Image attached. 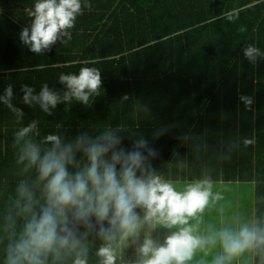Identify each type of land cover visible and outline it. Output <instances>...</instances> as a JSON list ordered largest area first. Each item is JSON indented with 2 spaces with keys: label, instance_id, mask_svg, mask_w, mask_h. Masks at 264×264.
<instances>
[{
  "label": "trees",
  "instance_id": "16d2710c",
  "mask_svg": "<svg viewBox=\"0 0 264 264\" xmlns=\"http://www.w3.org/2000/svg\"><path fill=\"white\" fill-rule=\"evenodd\" d=\"M89 3L70 30L71 41L58 40L38 55L20 40L32 22L34 0H0V95L13 86L21 123L38 120V140L59 134L70 142L112 128L122 130V145L130 150L142 137L159 153L153 168L175 186L205 177L212 187L252 184L256 221L264 227V0ZM250 44L262 54L255 63L244 55ZM84 66L99 68L102 77L99 95L87 105L60 103L48 115L23 103V85L38 93L47 83L62 94L59 74H78ZM18 127L15 114L0 103V264L12 222L17 234L24 223L16 215L17 185L35 179L34 170L23 173L16 163ZM86 243L88 264H98L102 241L93 234ZM255 259L264 264V246L256 248Z\"/></svg>",
  "mask_w": 264,
  "mask_h": 264
},
{
  "label": "clouds",
  "instance_id": "9594fccd",
  "mask_svg": "<svg viewBox=\"0 0 264 264\" xmlns=\"http://www.w3.org/2000/svg\"><path fill=\"white\" fill-rule=\"evenodd\" d=\"M90 7L89 0H34L28 10L32 22L22 28L20 40L38 55L51 50L58 40L67 45L77 17ZM244 55L255 63L262 54L250 44ZM58 78L65 86L62 94L47 83L38 93L23 85V103L38 105L52 115L60 103L75 100L87 105L102 86L100 69L92 66L81 67L78 74L62 72ZM240 99L246 105L252 103L250 97ZM0 103L20 124L14 133L16 163L23 173L35 171L34 181L21 180L17 185L16 215L23 217L24 223L17 234L12 222L4 264H49V258L52 264H63L69 257L71 264H88L86 241L93 234L102 241L95 252L98 264H186L198 249L217 242L223 254L213 264H225L247 249L264 246V227L257 221L238 229L225 227L208 235L196 234L189 219L203 212L210 198L219 200L221 195L213 196L210 177L177 190L153 168L151 161L159 153L144 138L133 140L130 150L122 145L126 138L122 130L112 128L96 136L85 132L70 142L59 134L38 140L39 121L21 123L24 113L13 104L12 85L0 95ZM158 225L175 230L160 242L149 234ZM145 229L148 231L141 239ZM125 247H135L134 259H123Z\"/></svg>",
  "mask_w": 264,
  "mask_h": 264
},
{
  "label": "crops",
  "instance_id": "0c3cea01",
  "mask_svg": "<svg viewBox=\"0 0 264 264\" xmlns=\"http://www.w3.org/2000/svg\"><path fill=\"white\" fill-rule=\"evenodd\" d=\"M234 184H238V183L218 184V186L212 187L213 196H215L216 193H219L222 198L219 200L210 198V201H209L210 209L208 210V207H206L205 208L206 210H204V213H208V214L211 213L212 217L204 214V215L189 219L190 225L194 226L197 230L196 234L208 235L209 233L213 231L217 232L225 227L238 229L240 225L245 224L244 223L245 221H249L250 223L253 221H256L255 210H250V207L252 206L253 208V204L255 205L254 199H253L254 198V187L252 186L241 185L243 188L244 195L246 199L249 201L250 206L246 210H244L240 216H238V213L237 215L234 216L236 212L235 207L237 203H239L241 199L243 198V195H241L240 200L235 203L236 199L234 195L240 194V191H239L240 189L232 186ZM184 186L185 185H178L176 186V188L181 187V190H183ZM245 193H248V194H245ZM218 208L219 209L221 208L222 210L220 213L216 212ZM241 209L242 208L240 207L239 211ZM245 212H247L246 215L244 214ZM242 217H247V218H245V221H241ZM204 223H208V226L202 225ZM163 232L167 234L165 230ZM216 250L218 253H223V249L220 246L219 242H217L216 245L214 246L207 245L203 249H198L195 253H205V256L204 257L200 255L195 256L194 258L195 263L196 264H210V261H208L207 259L206 253H213ZM255 253H256V248L247 249L241 254H239L238 256H235L231 258L230 260H227L225 264H244L245 262L250 263V264H255V260H256Z\"/></svg>",
  "mask_w": 264,
  "mask_h": 264
},
{
  "label": "rangeland",
  "instance_id": "374dc122",
  "mask_svg": "<svg viewBox=\"0 0 264 264\" xmlns=\"http://www.w3.org/2000/svg\"><path fill=\"white\" fill-rule=\"evenodd\" d=\"M179 185H187V184H184V183H181V184H179ZM241 185H244V186H252V184H241V183H238V184H234V185H232V186H234V187H237V188H239L240 190V194H238V195H234V197H235V203L236 202H238L239 200H240V198H241V195H243V198L241 199V201L239 202V203H237V205H236V207H235V209H236V212H235V214H234V216L235 215H237V213H238V216H240L242 213H243V211L244 210H246L249 206H250V203H249V201L246 199V197H245V195H244V192H243V188H242V186ZM184 186V187H185ZM184 187H183V189H184ZM177 190H181V187H177ZM245 194H248V193H245ZM254 199V198H253ZM234 205V204H233ZM208 210L210 209V203L208 204ZM218 207H220V206H218ZM242 208L240 211H239V208ZM204 210H206V209H204ZM204 210H203V212H201V213H197V216L196 217H198V216H201V215H209L210 217H212L211 216V213L210 214H208V213H204ZM250 210H255L256 211V209H255V205L253 204V208H252V206L250 207ZM222 210H221V208L219 209L218 208V210H216V212L217 213H220ZM254 212V211H253ZM246 213L247 212H245L244 214L246 215ZM245 218H247V217H242L241 218V221H245ZM244 223H250L249 221H245ZM189 224H190V221H189ZM202 225H206V226H208V223H204V224H202ZM166 231L167 232V234L166 233H164L163 231ZM172 230H175V229H168V228H165V227H163V226H157L154 230H152L149 234L154 238V239H156V240H158V241H160V242H163V239H164V237L166 236V235H168L169 234V232L170 231H172ZM146 231H148L147 229H145L144 231H142V236H141V239L143 238V234H144V232H146ZM213 232H215V231H213ZM205 233H206V231H205ZM220 251H221V249H220ZM216 252V253H215ZM223 253H218L217 252V250L216 251H214L213 253H206V256H207V259H208V261H210V264H213V261H214V259L217 257V256H219V255H222ZM197 255H200V256H202V257H204L205 256V253H194V255H193V257H192V259L190 260V262L189 261H187L186 262V264L188 263V264H196L195 263V256H197ZM122 257H123V259L125 260V261H127V260H131V259H134L135 257H136V252H135V247H125V248H123L122 249ZM118 264H119V261H118ZM244 264H250V263H244Z\"/></svg>",
  "mask_w": 264,
  "mask_h": 264
}]
</instances>
